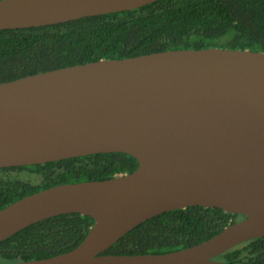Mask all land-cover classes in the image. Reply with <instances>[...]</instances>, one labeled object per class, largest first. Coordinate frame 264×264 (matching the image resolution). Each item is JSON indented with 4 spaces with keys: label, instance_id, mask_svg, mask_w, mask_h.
I'll return each mask as SVG.
<instances>
[{
    "label": "water",
    "instance_id": "1",
    "mask_svg": "<svg viewBox=\"0 0 264 264\" xmlns=\"http://www.w3.org/2000/svg\"><path fill=\"white\" fill-rule=\"evenodd\" d=\"M156 0H0V30L63 23ZM124 152L131 173L54 185L0 209V242L60 214L94 223L75 248L0 264H229L264 237V51L183 48L0 82V168ZM190 206L245 217L198 244L103 254L146 220Z\"/></svg>",
    "mask_w": 264,
    "mask_h": 264
},
{
    "label": "trees",
    "instance_id": "2",
    "mask_svg": "<svg viewBox=\"0 0 264 264\" xmlns=\"http://www.w3.org/2000/svg\"><path fill=\"white\" fill-rule=\"evenodd\" d=\"M223 47L264 51V0H156L142 7L51 25L0 30V82L100 59L169 49ZM138 161L124 152L96 153L29 166L0 168V209L41 188L131 173ZM22 172L36 175L33 180ZM245 216L190 206L163 212L127 232L103 254H159L203 242ZM94 219L60 214L0 242V263L51 257L75 248ZM264 264V237L215 258Z\"/></svg>",
    "mask_w": 264,
    "mask_h": 264
},
{
    "label": "flooded vegetation",
    "instance_id": "3",
    "mask_svg": "<svg viewBox=\"0 0 264 264\" xmlns=\"http://www.w3.org/2000/svg\"><path fill=\"white\" fill-rule=\"evenodd\" d=\"M36 165V164H35ZM23 166H29V165H23ZM21 176L29 179V180H33L34 178H36V175H34L33 173H29V172H22ZM71 183V182H70ZM50 187V186H49ZM48 188V187H46ZM45 189V188H41L40 190ZM39 191V190H38ZM37 192V191H36ZM25 197V196H24ZM23 198V197H22Z\"/></svg>",
    "mask_w": 264,
    "mask_h": 264
}]
</instances>
